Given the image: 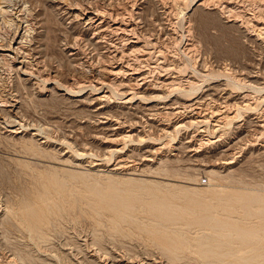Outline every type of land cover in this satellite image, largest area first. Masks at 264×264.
<instances>
[{
	"label": "rangeland",
	"instance_id": "obj_1",
	"mask_svg": "<svg viewBox=\"0 0 264 264\" xmlns=\"http://www.w3.org/2000/svg\"><path fill=\"white\" fill-rule=\"evenodd\" d=\"M113 1L0 0V40L8 43L22 27L25 47L31 38L40 50L29 74L15 50L0 56V94L19 101L15 113L0 103V264H235L239 254L256 252L245 262L264 264V0ZM86 7L100 10L99 20L119 14L131 28L125 37L108 29V46L94 49L87 41L97 28L76 13ZM131 37L138 47H129ZM67 42L80 53L72 55ZM93 68L114 79L100 112V102L72 94L99 91L98 80L86 81ZM152 83L169 97L153 100L158 105L202 96L190 113L207 120L169 135L151 127L173 128L176 120L163 116L171 110L164 106L155 118L143 115L140 90L151 95ZM128 95L140 104L130 106ZM117 116L123 130L139 134L110 131L102 120L114 125ZM140 134L165 144L157 159L119 165L113 148L131 159L146 141ZM191 137L198 147L183 144L180 154L176 143ZM225 226L260 229L259 236L220 234Z\"/></svg>",
	"mask_w": 264,
	"mask_h": 264
},
{
	"label": "bare ground",
	"instance_id": "obj_2",
	"mask_svg": "<svg viewBox=\"0 0 264 264\" xmlns=\"http://www.w3.org/2000/svg\"><path fill=\"white\" fill-rule=\"evenodd\" d=\"M113 1V0H112ZM213 2H214V0H212ZM6 1H4V3H5ZM26 2V1H25ZM30 2V1H29ZM114 2V1H113ZM204 1L202 0V1H200V4L201 3H203ZM1 3V2H0ZM8 3V2H7ZM2 4V3H1ZM216 4V3H215ZM5 5V4H4ZM9 5V4H8ZM14 5V4H13ZM86 5V4H85ZM22 6V5H21ZM25 6V5H24ZM28 6V5H27ZM84 6V5H83ZM91 6V5H90ZM20 7V6H19ZM31 7V6H30ZM107 7V6H106ZM8 8V7H7ZM25 8V7H24ZM94 8V7H93ZM93 8H90V7H86V9L84 10V8L82 9V10H84V11H82L81 12V14L79 15V13L80 12H76V13H78L77 15V17H78V19H79V16L81 17V19H83V20H85V22L88 24V25H90V26H92V27H96L97 28V30H96V39L95 38H89L88 39V43H90V44H94V49H98V48H101V47H107L108 45L107 44H105V41H107V39H104V37L106 38V36H107V34H109V33H107L106 34V31L109 29L110 31L111 30H113V31H118L119 29H121L122 30V34H121V36H123L124 35V37H125V33L124 32H126V31H128V29H129V27L131 28V26H129V22H122V21H120V20H118L117 19V16L119 15L118 13V15H115L116 17L115 18H113L111 21L110 20H108L107 18L108 17H105L103 14L101 15L102 17L100 18V20L98 19V15L100 14V10H95V9H93ZM100 9V8H99ZM112 9V8H111ZM2 10H4V9H2ZM6 10V9H5ZM9 10V9H8ZM20 10H21V7H20ZM23 10V9H22ZM31 10V9H30ZM105 9H103V11H104ZM113 10H114V8H113ZM134 10V9H133ZM0 11H1V9H0ZM102 11V12H103ZM111 10H109V12H110ZM117 11V10H116ZM7 12V11H6ZM113 12V11H112ZM112 12H110V13H112ZM136 12V11H135ZM139 12V11H138ZM3 13H4V11H3ZM7 14V13H6ZM35 14V13H34ZM71 14H73V13H71ZM123 14H124V11H123ZM127 14V13H126ZM5 15V14H4ZM108 15V14H107ZM122 15V14H121ZM111 16H112V14H111ZM27 17V16H26ZM76 17V16H75ZM121 17V16H120ZM119 17V18H120ZM123 17V16H122ZM21 18H25V17H21ZM110 18V17H109ZM38 19V18H37ZM121 19V18H120ZM80 20V19H79ZM98 20V21H97ZM26 21V20H25ZM20 23V22H19ZM32 23V22H31ZM36 24V23H35ZM131 24V23H130ZM133 26H134V24H132ZM26 26V25H25ZM29 26V25H28ZM31 26V25H30ZM129 26V27H128ZM18 27H20L19 25H18ZM32 27V26H31ZM34 27V26H33ZM17 28V27H16ZM135 28V27H134ZM133 28V29H134ZM25 29H27L26 27H25ZM136 29V28H135ZM16 30V29H15ZM95 31V30H94ZM133 31H135V30H133ZM25 32H26V30H25ZM25 32L22 30V27L21 28H19V29H17L16 31H14V34L12 35V37H11V40H10V38H9V42L8 43H5V42H3L2 40H0V56H3V55H5L6 54V50L7 49H13V50H15V55H14V59H17L18 61H20V62H18L19 64H18V67L23 71V72H25V73H27V74H29V73H31V71L29 70V64L30 63H35V64H38L39 62H40V55L39 54H37L40 50H39V47H38V45L36 44V41H33V39H31L30 38V41H28V44H29V46H26L25 47V44L26 43H24V41H25ZM29 32V31H28ZM119 32V31H118ZM132 32V31H131ZM95 33V32H94ZM114 33V32H113ZM129 33H130V31H129ZM132 33H135V32H132ZM30 34H32V33H30ZM115 34H117V33H115ZM114 34V35H115ZM47 35V34H46ZM109 35H111V34H109ZM118 35V34H117ZM116 35V36H117ZM139 35V34H138ZM30 36V35H29ZM28 36V37H29ZM95 36V35H94ZM120 36V34L118 35V39L120 38L119 37ZM127 36H129V34H127ZM131 36V35H130ZM129 36V37H130ZM111 37V36H110ZM129 37H127V38H129ZM33 38V37H32ZM115 38V37H114ZM123 38V37H122ZM133 38H135V37H133ZM28 39V38H27ZM111 39V38H110ZM110 39H109V41H110ZM121 39V38H120ZM116 40H117V38H116ZM124 40H126V41H128L126 38H124ZM132 42L134 41H136V39H132V37H131V39H130ZM2 41V42H1ZM112 41V43L113 42H115L114 40H111ZM111 41L109 42V43H111ZM118 42H120V41H118ZM132 42H130V45H129V47L131 48V47H133V46H136V47H138L137 45H135L136 43H132ZM68 43V45L67 46H69V48H70V53L72 54V55H77V54H79L80 52H79V49H77V48H79V46H75L74 44H72L71 42H67ZM87 43V44H88ZM115 43H117V42H115ZM127 44V43H126ZM84 45V44H83ZM113 45V44H112ZM116 45V44H115ZM119 45V44H118ZM142 45V44H141ZM84 46H87V45H84ZM110 46V45H109ZM143 46V45H142ZM25 48V49H24ZM66 48V47H65ZM84 48V47H83ZM110 48V47H109ZM108 48V49H109ZM129 48V50H131ZM111 49V48H110ZM118 50H119V48H117ZM139 49V48H138ZM140 49H143V48H140ZM117 50V51H118ZM124 50H126V49H124ZM123 50V51H124ZM133 50V49H132ZM135 50V49H134ZM144 50V49H143ZM113 50H110V53L112 52ZM115 51V50H114ZM122 51V50H121ZM128 51V50H127ZM138 51V50H137ZM142 51V50H141ZM132 52V51H131ZM8 53V52H7ZM122 53V52H121ZM127 53V52H126ZM133 53V52H132ZM8 54H10V53H8ZM125 53H123L122 55H124ZM115 55H116V53H115ZM117 55H119V54H117ZM134 55H135V52H134ZM139 55V54H138ZM144 55V54H143ZM10 56V55H9ZM87 56H88V54H87ZM91 56V55H90ZM93 56V55H92ZM121 56V55H120ZM119 56V57H120ZM127 56H129V55H127ZM10 57H12V56H10ZM30 57H32V58H30ZM135 57V56H134ZM91 58V57H90ZM100 58V57H99ZM114 58V57H113ZM91 59H93V57L91 58ZM13 60V59H12ZM16 60V61H17ZM85 60L86 61H89L90 62V60L89 59H87V58H85ZM141 61V60H140ZM15 62V61H14ZM122 62V61H121ZM43 63V62H42ZM124 63V62H123ZM122 63V64H123ZM1 64V63H0ZM121 64V65H122ZM127 64V63H126ZM4 65V64H3ZM31 65V64H30ZM120 65V66H121ZM125 65V64H124ZM148 65V64H147ZM15 66H17V65H15ZM89 66V65H88ZM101 66V65H100ZM113 66V65H112ZM131 66V65H130ZM31 67V66H30ZM40 67V66H39ZM85 67V66H84ZM94 67V66H93ZM44 68V67H43ZM98 68V67H97ZM119 68V67H118ZM133 68V67H132ZM19 69V70H20ZM42 69V68H41ZM99 69V68H98ZM127 69H129V68H127ZM112 70V72H117V70H115L114 68H112L111 69ZM110 70V71H111ZM121 67H120V72H121ZM124 70V69H123ZM122 70V71H123ZM125 70H126V67H125ZM119 71V70H118ZM119 72V73H120ZM134 72V71H133ZM91 74L89 75V79H87L86 81H90V82H93L94 83V81L95 80H98L97 81V83L96 84H94V86H95V88L96 89H99V91H93V92H89V93H87V94H85V95H83V93H72V94H74V95H78V96H76V98H75V100L76 101H81V100H83V99H87V100H89V103L90 104H92V106H94V102L95 101H98V102H100V104L98 105V106H96V107H94L95 109L94 110H96V111H98V112H100V110L103 108V106H106L107 104H108V100L109 99H111L113 96L111 95V90H110V88H109V86H111V82L114 80H112L111 78H106V77H103V75H102V77H101V74L103 73L102 72V69H100V70H97L96 68H93L92 70H91V72H90ZM118 73V72H117ZM116 73V74H117ZM132 73V72H131ZM132 74H134V73H132ZM132 74H130V75H132ZM140 74V73H139ZM144 74V73H143ZM108 75V74H107ZM118 75V74H117ZM137 75V74H136ZM26 76V75H25ZM30 76V75H29ZM87 76V75H86ZM133 76V75H132ZM46 77V76H45ZM116 78V77H115ZM145 78V77H144ZM146 79V78H145ZM82 81H84V80H82ZM125 81H127V80H125ZM135 81V80H134ZM141 81V80H140ZM114 82V81H113ZM136 82V81H135ZM156 82H158V80L156 81ZM159 82H161V83H164V79H162V80H160ZM68 83V82H67ZM138 83V82H137ZM160 83V85H162ZM8 84V83H7ZM70 84V83H69ZM100 86H99V85ZM139 84V83H138ZM138 84H134L135 86H137ZM153 84V83H152ZM156 85H158V83H155ZM167 84V83H166ZM71 85V84H70ZM114 85V84H113ZM133 85V86H134ZM140 85V84H139ZM138 85V86H139ZM164 85V84H163ZM211 85V84H210ZM104 86H106L107 88L105 89V88H103ZM132 86V85H131ZM149 86H150V84H149ZM149 86H146L148 89H149V91L151 92V95H148V96H146L145 94H146V90L145 89H141L140 90V92L141 93H145L144 94V98H146L147 99V101H145V106L143 107V115H147V116H145V117H149V118H155V115H157V114H159V115H161V113H162V111L161 110H159L160 109V106H164V107H166V108H169V109H171V110H167V109H165V110H167V112L169 111V113L170 114H172V116H170V115H168L169 113H162L163 114V116H166L170 121L172 120V118L173 117H176V120H174V122H173V128H171L170 127V125L169 124H163V125H160V124H156V125H154L153 124V122H150V125H151V127H156V130H160L161 131V133H164L165 135H169V134H171V133H173V132H176V131H178L182 126H186V125H188L189 123H191V122H203V121H206L207 120V115L204 117V116H202V117H199V115H194L193 113L191 114L190 112L192 111V106L195 104V103H197V104H199L200 102V100L202 99V100H204L203 98H202V96H195L194 98H192V99H190V100H183V101H181V100H179V99H176V97L174 96V97H172V100L171 101H165V102H163L162 104L163 105H158L159 103L158 102H154L153 100H155V99H160V98H166L167 96H165V95H163V92H160V90L158 89V88H160V87H155L154 86V84H153V86L151 85L150 87ZM142 87V86H141ZM145 87V88H146ZM256 87V86H255ZM51 88V87H50ZM132 88V87H131ZM134 88V87H133ZM6 89V88H5ZM52 89V88H51ZM135 89V88H134ZM72 90H74L73 88H72ZM122 90V89H121ZM120 90V91H121ZM71 91V90H70ZM18 92V91H17ZM72 92V91H71ZM82 92V91H81ZM123 94L125 93V94H127V93H132V91L129 89L128 90V88H125V89H123L122 91H121ZM133 93H134V96H135V94H137V93H139V91H135V90H133ZM143 94H138V96H143ZM166 94V93H165ZM2 94H0V103H1V101H2V108L3 109H5V110H9V111H11L12 113L15 111H18V108H19V101L17 102V100L15 101V102H10V101H8L3 95L1 96ZM83 95V96H82ZM130 95V94H129ZM126 96V98L124 99L125 101H127V102H131L132 104H134L135 103V101H134V97L133 96ZM222 95H224V94H222ZM226 95V94H225ZM227 96V95H226ZM171 97V96H170ZM222 97V96H221ZM231 97V96H230ZM167 98H169V97H167ZM167 98H166V100H167ZM173 98H175V99H173ZM178 98V97H177ZM241 98V97H240ZM189 99V98H188ZM226 99V98H225ZM6 100L8 101V103H6ZM165 100V99H164ZM139 101V100H138ZM141 101V100H140ZM143 101V100H142ZM10 102V103H9ZM21 102V101H20ZM160 102V101H159ZM206 102V101H205ZM224 102V101H223ZM237 102V101H236ZM110 103V102H109ZM140 103L139 102H136L134 105H130V106H134V107H137L138 105H139ZM161 104V103H160ZM196 104V105H197ZM239 104V103H238ZM8 105V106H7ZM201 105V104H200ZM228 105V104H227ZM230 105V104H229ZM91 106V107H92ZM126 107V106H125ZM194 107V106H193ZM197 107V106H196ZM106 108V107H105ZM195 110H196V108H195ZM214 110V109H213ZM212 110V111H213ZM95 111V112H96ZM135 111V110H134ZM194 111V110H193ZM211 111V110H210ZM14 112V113H15ZM163 112H165V111H163ZM197 112V111H196ZM199 112V111H198ZM218 111H216V113L215 114H218L217 113ZM200 113V112H199ZM198 113V114H199ZM211 113H213V112H211ZM17 114V113H16ZM103 114V113H102ZM201 114V113H200ZM18 115V114H17ZM107 115V114H106ZM143 115H140L141 117H144ZM174 115V116H173ZM105 116V115H104ZM108 116V115H107ZM201 116V115H200ZM98 117V116H97ZM101 117V116H100ZM157 117V116H156ZM160 117V116H159ZM158 117V118H159ZM227 117V116H226ZM106 118H108V117H106ZM122 118V117H121ZM166 118V119H167ZM224 118V117H223ZM111 119V118H110ZM117 119H118V116H117ZM161 119V118H160ZM174 119V118H173ZM249 119V118H248ZM165 120V119H164ZM246 120V119H245ZM23 121V120H22ZM103 122H107V127L108 128H111V130L110 131H113V133H120L121 134V136H122V138L124 137H130V136H134L135 134H139L138 132H134L133 131V128H128V129H122V127H123V121L122 120H120V118L117 120V122L114 124V125H110V124H108V120L106 119V120H102ZM150 121V120H149ZM148 121V122H149ZM216 121H218V122H215V123H221V121H220V119L219 120H216ZM252 121V120H251ZM126 122V121H125ZM136 122H138V120L136 121ZM147 122V121H146ZM160 122H162V119L160 120ZM159 122V123H160ZM246 122V121H245ZM166 123H168L167 121H166ZM204 123V122H203ZM214 123V124H215ZM246 124V123H245ZM258 124H261V123H259L258 122ZM206 125V124H205ZM242 125V124H241ZM257 125V124H256ZM201 126V125H200ZM203 126V125H202ZM202 126H201V129H202ZM215 126V125H214ZM20 127V126H19ZM103 127V126H102ZM134 127V126H133ZM246 127V126H245ZM255 127V126H254ZM124 128V127H123ZM209 128V127H208ZM240 128H243V127H241L240 126ZM106 129V128H105ZM121 129H122V131H121ZM153 129V128H152ZM248 129V128H247ZM12 132L13 131H19V129L16 127H14V128H12V129H10ZM200 130V129H199ZM202 130H204V129H202ZM242 130H244V129H242ZM207 131V130H206ZM253 131V130H252ZM14 132V133H15ZM35 132V131H34ZM104 132V131H103ZM199 132H201V131H199ZM208 132V131H207ZM238 132V131H237ZM239 132H240V130H239ZM254 132V131H253ZM37 133V132H36ZM105 133V132H104ZM250 133V132H249ZM213 134V133H212ZM248 134V133H247ZM114 135H116V134H114ZM199 135V134H198ZM211 135V134H210ZM214 135V134H213ZM250 135H252L251 133H250ZM111 136V135H110ZM116 136H118V135H116ZM140 136L141 137H143L144 136V134L142 135V134H140ZM209 136V135H208ZM219 136V135H218ZM244 135H241V136H239L238 137V139L240 140V139H243L242 137H243ZM245 136H247V135H245ZM113 137H115V136H113ZM119 137V136H118ZM195 137V136H194ZM214 137V136H213ZM116 138V137H115ZM120 138V137H119ZM144 138V137H143ZM146 138V137H145ZM144 138V139H145ZM183 138V137H182ZM197 138V137H196ZM201 138V137H200ZM210 138V137H209ZM215 138V137H214ZM235 138H236V136H235ZM66 139V138H65ZM179 139V138H178ZM185 139V138H184ZM249 138H247V140H248ZM183 140V139H182ZM182 140H180V143H176V145H175V147L174 148H176L178 151H179V148H180V146L182 145L183 146V144L184 145H186V146H188L189 147V149L190 150H192V149H195L196 147H198V145L194 148L193 147V145H192V142H191V140H192V137L191 138H187L185 141H182ZM194 140V139H193ZM192 140V141H193ZM198 140H200V139H198ZM169 141V140H168ZM196 141V140H195ZM194 141V142H195ZM206 141H208V140H206ZM214 141V140H213ZM235 141V140H234ZM216 142V141H215ZM137 143H139V142H137ZM156 142H154V141H152V140H150L149 138H146V141L144 142V145L140 148V150H138L139 152H137L138 154H135V155H132L131 154V159H129V156H130V154H125V153H123L122 151V148H119V147H116V148H113V151L112 152H117V153H119V156H118V158H120L119 159V161H121V162H123L122 164H119V165H121V166H125V164H127V166L128 165H135V166H137V167H140L141 166V164H143V163H145V161L146 160H155V159H157V156H158V152L161 150V148L163 147V145H165V144H163V142H162V144H155ZM159 143V142H158ZM173 143V142H172ZM202 143V142H201ZM232 143V142H231ZM234 143V142H233ZM204 144V143H203ZM228 144V143H227ZM133 145V144H132ZM218 145V144H217ZM169 146V145H168ZM195 146V145H194ZM184 147V146H183ZM217 147V146H216ZM130 148V147H129ZM164 148V147H163ZM200 148V147H199ZM198 148V149H199ZM218 148V147H217ZM222 148V147H221ZM163 150V149H162ZM183 150V149H182ZM232 150V149H231ZM220 151H221V149H220ZM226 151V150H225ZM132 152V151H131ZM130 152V153H131ZM134 152V151H133ZM180 152V151H179ZM182 152V151H181ZM181 152H180V154H181ZM188 152V151H187ZM196 152V151H195ZM215 152H219V151H214V153ZM162 153V152H161ZM173 153H178L177 151L175 152H173ZM191 153V152H190ZM190 153H188V155L190 154ZM116 154V153H115ZM160 154V153H159ZM107 155V154H106ZM117 155V154H116ZM174 155H176V154H174ZM163 156V155H162ZM178 156H179V153H178ZM189 156H191V155H189ZM198 156V155H197ZM165 157V156H164ZM174 157V156H173ZM192 157V156H191ZM81 158V157H80ZM116 159H117V157H116ZM161 159V158H160ZM223 160V159H222ZM130 161V162H129ZM163 161V160H162ZM128 162L130 163V164H128ZM227 162H232V160H229V161H227ZM226 162V163H227ZM225 163V162H224ZM146 164V163H145ZM231 164V163H230ZM110 167V166H109ZM117 168V167H116ZM142 168V167H141ZM214 168V167H213ZM113 170V169H112ZM210 170V169H209ZM212 171H215V169L213 170V169H211ZM134 172V171H133ZM49 205H51V204H49ZM155 206V205H154ZM157 206V205H156ZM155 206V207H156ZM158 208V207H157ZM227 225V224H226ZM221 228H223V231L222 232H220V234H225V235H237V236H241V235H249V236H251L252 238L251 239H255V238H258V236H259V231H260V229H255V230H247V229H244L243 231L242 230H238V229H231V227L230 228H227L226 226L225 227H221ZM237 228H239V227H237ZM225 229H227V230H225ZM180 235H182V234H180ZM206 244V243H205ZM208 245V244H207ZM205 251V250H204ZM260 255V253H254V254H250V255H243V254H239L238 255V258H240L241 260H238L235 264H248L247 262H245V261H247V260H250V259H256L258 256ZM108 262V261H107ZM107 262H105V263H107ZM105 263H103V264H105ZM111 263V262H110Z\"/></svg>",
	"mask_w": 264,
	"mask_h": 264
},
{
	"label": "built area",
	"instance_id": "obj_3",
	"mask_svg": "<svg viewBox=\"0 0 264 264\" xmlns=\"http://www.w3.org/2000/svg\"><path fill=\"white\" fill-rule=\"evenodd\" d=\"M202 180H203V181H206V180H207V178H206V177H203V178H202Z\"/></svg>",
	"mask_w": 264,
	"mask_h": 264
}]
</instances>
